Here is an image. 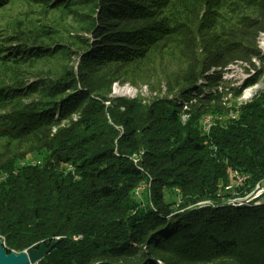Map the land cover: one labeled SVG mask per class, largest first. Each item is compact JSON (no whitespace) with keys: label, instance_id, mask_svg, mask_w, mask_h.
<instances>
[{"label":"trees","instance_id":"obj_1","mask_svg":"<svg viewBox=\"0 0 264 264\" xmlns=\"http://www.w3.org/2000/svg\"><path fill=\"white\" fill-rule=\"evenodd\" d=\"M29 1L78 16L89 37L77 35L76 67L53 73L36 66L66 49L46 42L51 29L0 42V139L25 145L0 143L5 249L55 239L35 264H264V200H227L264 178V77L249 100L220 104L264 75V53L248 45L264 28V0H250L254 15L228 38L208 16L194 29L171 21L181 0ZM168 37L175 70L157 48ZM251 57L260 68L228 86L226 65ZM157 60L168 97H108L111 81L129 69L148 78ZM205 115L221 116L208 133ZM233 171L247 174L235 192L224 188Z\"/></svg>","mask_w":264,"mask_h":264},{"label":"rangeland","instance_id":"obj_2","mask_svg":"<svg viewBox=\"0 0 264 264\" xmlns=\"http://www.w3.org/2000/svg\"><path fill=\"white\" fill-rule=\"evenodd\" d=\"M180 2L183 5V8L180 9H182L184 15L178 17L175 12L172 14L168 13L171 21L173 20V17L174 19L185 20V22L194 29V26L201 21L200 19H204L208 16L210 18L208 23L209 26L212 28L216 27L217 31L221 34L219 36H222L223 38H228L229 35L227 33L232 32L233 26H235L236 30L240 27L234 24L240 21L244 16H253V10L256 9L255 5L250 3V0H181ZM80 9L83 12L91 11L89 5H82ZM169 11L170 5H168L166 9V12ZM208 12H211L212 14H209ZM28 28L32 30L51 29L52 32L50 37L46 39V42L53 44L52 47L57 44H63L66 46L64 53L57 52L53 57L50 56L38 61L36 64L38 68H41L42 70L48 68L53 73L61 70L63 66L72 68L76 67L79 53L84 49V46L79 44L77 35L79 36L83 34V36L89 37V34L86 33L84 29L85 23H83L78 16L69 13L61 7L53 9L49 6H44L39 2L35 3L29 0H4L3 5H0V42H4L3 40L6 37L5 34L7 31H26ZM258 28L259 29L251 31L253 39L248 45L251 48L258 50L260 54H263L264 28ZM192 38L197 40L198 35L195 33ZM169 40V37L163 38L158 43L157 48L162 50L161 53H163L162 58L164 61H168L171 68L175 70V63L171 60L172 56L168 50L171 45ZM196 55L201 56L198 47L196 49ZM249 59V61L235 59L233 62L226 65L222 74L223 78L227 80L226 82L228 86L240 87L242 80L253 70L251 63L260 68L261 63L256 57H251ZM161 64L162 63L158 62V60L156 61L154 70L150 71V76L148 78L143 74L141 75L139 70L131 71V69H129L118 79L111 81L108 97H123L128 99L138 98L142 100V102H149L153 97L162 95L167 96L163 76V71H165L166 67H161ZM263 77L264 75H262L257 82L241 88L240 94L235 97L227 94L225 103L221 102L220 104L227 107L233 103L239 104L249 100L258 90L263 88ZM31 98L34 97L30 96L22 101L24 102ZM209 116L213 117V115ZM185 118L186 116L183 115L182 120H185ZM0 143L8 144L11 151H23L25 147L24 142H20L16 139H11L7 142L5 138H2L0 139ZM246 179L247 177H245L244 181ZM257 183L258 182H256L255 185ZM259 183L264 186V178L259 181ZM146 187V184L138 186L136 188L137 193L140 194L142 190L145 192ZM253 197L254 195L245 196L244 198L247 200L243 198L244 202H248L251 199L256 200L255 203L264 200V194L258 195L255 198ZM228 199H231V197ZM158 264L161 263L158 262Z\"/></svg>","mask_w":264,"mask_h":264},{"label":"water","instance_id":"obj_3","mask_svg":"<svg viewBox=\"0 0 264 264\" xmlns=\"http://www.w3.org/2000/svg\"><path fill=\"white\" fill-rule=\"evenodd\" d=\"M55 243V239L48 244L41 240L36 245L15 252L7 251L0 241V264H35L52 249Z\"/></svg>","mask_w":264,"mask_h":264},{"label":"built area","instance_id":"obj_4","mask_svg":"<svg viewBox=\"0 0 264 264\" xmlns=\"http://www.w3.org/2000/svg\"><path fill=\"white\" fill-rule=\"evenodd\" d=\"M229 116L234 117V114H230ZM221 116L216 115V116H207V119H202L201 120V127L204 133H208V130L210 128V126L215 122V120H220ZM230 177H231V181H229L224 188L227 190H231L232 192L234 191V187L243 183L245 177H247L246 174L244 173H239L237 171H233L230 173ZM137 191V190H136ZM264 191V186L261 185L260 183L257 186H254L253 189L248 192L247 195H254L253 198L257 197L258 195H260L262 192ZM244 196V197H245ZM251 197V196H249ZM245 200H247L246 198H244ZM229 200V199H228ZM244 201V200H243ZM0 241L2 242V245L5 247V242H4V238L3 236L0 235Z\"/></svg>","mask_w":264,"mask_h":264},{"label":"bare ground","instance_id":"obj_5","mask_svg":"<svg viewBox=\"0 0 264 264\" xmlns=\"http://www.w3.org/2000/svg\"><path fill=\"white\" fill-rule=\"evenodd\" d=\"M207 116H209V115H206V116H203V118L202 119H207ZM214 116H216V115H214ZM259 184V182L255 185V186H257ZM244 198V196L243 197H232L231 199H229V201L230 202H244L243 199Z\"/></svg>","mask_w":264,"mask_h":264}]
</instances>
